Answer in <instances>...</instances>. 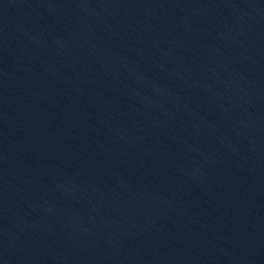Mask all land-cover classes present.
<instances>
[{
    "label": "water",
    "instance_id": "water-1",
    "mask_svg": "<svg viewBox=\"0 0 264 264\" xmlns=\"http://www.w3.org/2000/svg\"><path fill=\"white\" fill-rule=\"evenodd\" d=\"M0 264H264V0H0Z\"/></svg>",
    "mask_w": 264,
    "mask_h": 264
}]
</instances>
